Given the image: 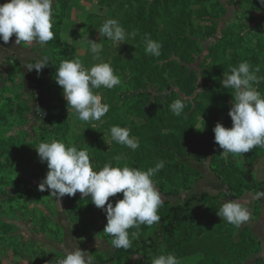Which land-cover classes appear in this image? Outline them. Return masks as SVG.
I'll use <instances>...</instances> for the list:
<instances>
[{
  "label": "rangeland",
  "instance_id": "rangeland-1",
  "mask_svg": "<svg viewBox=\"0 0 264 264\" xmlns=\"http://www.w3.org/2000/svg\"><path fill=\"white\" fill-rule=\"evenodd\" d=\"M76 1H72L69 7L73 5L76 8L83 7L85 13L82 16L85 17L86 23L88 16L91 14L111 16L114 12L113 8L100 6L97 1L80 0V4H76L78 2ZM54 3L55 6L53 8L58 5L57 0H54ZM194 8H197V6ZM199 9V17H193V21H195L196 26H201L203 29L197 28L194 32L191 31L189 33L192 36L191 38L197 43L198 51H200L193 54V61L185 62L179 55L169 57L168 52L165 60L160 58L161 61L155 62L158 70L156 72L152 70L147 74L133 73L129 69L131 64L124 62L122 66H125L124 69L126 68L128 73L116 74L121 80V84L116 87L119 88L122 94V98L117 102L119 118H121V125L119 126L130 129V135L138 141L139 137L142 138L145 130L151 129V135H153L151 147L147 148V144L143 145L144 149L138 151V154L132 158L122 153L120 156L123 159L120 162L114 160L112 156L103 158L100 161L91 158L90 160L93 161V167L96 170L103 168L106 163H111L114 167L127 165L147 170L150 167H154L158 161H164V168L152 178L164 201L159 213H162L168 205L178 204L191 194L198 196L203 192H209L213 195L220 192L230 194L232 200H238L243 205H246L251 214L249 221L239 228L235 227L233 237L236 239L241 237V235L248 236V233H251L261 243L259 253L246 259L245 264H253L259 257L264 260V198L255 199V191L250 189H245L238 193H228L226 180H235L237 175L244 174L247 176L245 179L251 184L255 181L264 184V147L259 150L258 158L252 165L248 163L247 154L249 153L240 156L229 154L227 167L225 165L218 166L219 172H222L223 176L216 175L212 169L214 165L212 167L210 165L212 145H206V147L202 148L203 144L201 142L199 144H196L195 140L193 142V133L190 132L188 134L191 131L188 125L191 123L193 115H190L193 110V104H186L182 115L178 116L180 118L178 125L182 127L180 133L175 134V130L165 129L163 130L164 134H175V137L167 135L164 140H161L158 136L160 132L157 129H159L158 126L161 124V115L158 114L157 110L162 106L163 109H166L169 99L175 100L178 97L185 100L193 99L202 92L203 81L205 80L203 73L209 66L208 55L210 47L221 41L226 31L229 34L236 32L242 37L240 42L234 39L231 48L239 46L241 51L249 55L255 54L260 50L258 43H260V39L264 38V7L260 10L248 4H241L240 0H204ZM211 20L212 23L210 22ZM88 25L85 30L73 33L68 31V34L66 33L65 35V41L69 46L78 45L76 56L78 55L81 60H84L86 56L93 57L90 51V41L94 40L103 46L99 54L100 58L103 61L106 58L110 61L113 58L112 55L115 54L112 53L114 49L112 47L106 49V37H101L97 29L91 26L88 27ZM213 28H216V30L214 31ZM180 34L179 30L171 33L166 39V45L169 46L174 41L176 42ZM124 44L125 42L120 45H114L118 47ZM37 48L36 52L39 57L46 55L49 49L44 45H40ZM65 48L71 58L70 50L67 46ZM231 51L233 49L228 50V52ZM106 52H110V54L107 53L109 55L105 56ZM154 60H157V57L154 59L148 58L147 65L153 68L151 63ZM16 61V59L11 61L10 68L0 72V105L6 96L11 98L20 89L23 91V88L19 86L21 81L23 83L22 74L15 72L13 69ZM165 62L168 63V68L166 69L165 67V69L160 70ZM180 65H183L184 68H180ZM161 78L165 80L161 81ZM208 78L217 79V75L209 71ZM48 83V87L55 86L54 81L48 80ZM132 85L137 86V89L139 88V90L135 89L136 94L130 88ZM8 88L10 89L9 91H4ZM32 90L33 85L31 92ZM158 92H161V97H158ZM157 98L160 99L157 100ZM199 100L202 101L201 99ZM15 102L17 105L22 104L17 98H15ZM149 109H152L151 115L148 113ZM66 110L67 113H64L66 117L60 119L63 113H60L55 107L50 108V119L45 123V127L43 126L44 123L41 124L42 120L37 117L34 108L33 110L23 111L21 114L14 113V116L8 120L11 126H9L10 132L4 135L1 134L2 138L9 137L10 143L8 146L11 149L5 155L1 152L0 158L4 160L5 157H9L8 159L12 162L9 164L10 168L7 171L4 173L0 172L1 221L13 225L14 220L20 218L25 225L23 227L24 231H28L31 236L18 234V229L14 230V239L8 240L9 250L3 254V259L8 264H14L15 261L19 264H56L59 259L63 258L55 254L54 249L51 246L49 247L47 243H42L43 239L44 241L49 239L60 241L62 239L63 226L59 223L58 217L60 210H65L69 214L75 228L77 242L92 251V253L95 250L98 251L97 261L111 258L115 253L116 249L111 244V237L103 232L107 224L106 212L97 208L91 202L90 196L82 198L81 193L77 192L75 197L65 196L56 200L49 190L43 192L38 190V185L46 176L48 167L46 162L41 163L35 146L40 142L58 140V136H60L65 140L66 145H75L78 149L87 150L84 147L86 142L80 141L79 136L91 122L79 120L74 110L70 113L68 107ZM66 119H68L70 125L69 130L63 129V125H60ZM228 119L229 116L226 113H221L219 122L224 124ZM196 126L198 128L201 127V123L198 122ZM59 128L60 132L58 131ZM105 141H110L111 143L110 145L106 142L104 143L102 148L104 155L112 154L111 152L123 146L119 144L115 149L113 141L110 139ZM88 153L90 154V151ZM202 153L208 155L206 160L198 159L197 156ZM215 167L217 166L215 165ZM2 192H7V194ZM8 194L14 196L10 203L6 202V200H9ZM122 198L123 193H119L114 197H110V202ZM194 204L199 206L200 212L207 207L201 206L197 202H194ZM196 227L187 232L196 233ZM133 230L129 229V232L131 233ZM39 232H43L45 235L39 234ZM160 232V221L152 227L141 225L140 237L133 240L132 245L139 247L143 243L152 244L157 238H161V245H158L156 249L157 254H152L150 260L145 259L143 253L133 255L129 258V261H124L122 264H151V260L160 254L171 253L177 257L175 254L177 242L173 238L163 237ZM39 236L40 240L37 238ZM177 258L181 261V264H197L200 260L197 255ZM102 264H116V262Z\"/></svg>",
  "mask_w": 264,
  "mask_h": 264
},
{
  "label": "trees",
  "instance_id": "trees-1",
  "mask_svg": "<svg viewBox=\"0 0 264 264\" xmlns=\"http://www.w3.org/2000/svg\"><path fill=\"white\" fill-rule=\"evenodd\" d=\"M72 1L74 0H57L58 5L53 8L54 15L52 30L55 34V38L44 45L49 48L47 50V54L42 57L40 56L33 61V64H35L36 62L47 58L49 64L44 67L39 74L34 69L32 78V84L34 86L32 93L28 94L20 89V91L12 95L11 98L10 96L3 98L0 105V153L3 152L4 155L11 148L8 146L10 143L9 137L2 138V135L10 132L8 120L14 116V113L21 114L23 111H29L30 109L33 110L34 108L37 117L42 120L41 124L44 123V127L46 126L45 123H47L50 119L49 111L52 107H55L60 113H63L60 119L66 117L64 113H67V107L63 95V89L60 85H58L55 75L60 63L64 60H69L70 58L69 52L63 44L61 34L66 21L69 5ZM87 1H97L100 6L111 7L114 9L111 16H101L99 14L89 15L87 23L92 28L98 30L107 19L115 18L125 28L126 32L131 33L133 30H137L138 32V35L134 40L129 39L124 45L118 47L106 38V49L112 47L114 49L112 53H115L116 55L113 54V58L110 61L106 58L104 62H110L116 74L128 73V70H126V68L124 69L125 66H122L124 62L131 64L129 69H131L133 73L139 72L140 74H147L152 70L155 72L158 71L155 62L158 60L161 61L160 58L165 60L168 52L169 57L179 55V57L184 59L185 62H191L193 61V54L199 50L197 43L193 38H191L192 36L189 35V33H191V31L194 32L197 28L203 29V27L195 25L193 17H199V7L202 5L204 0ZM240 3L254 6L260 10L264 7L261 0H240ZM195 6H197V8H194ZM210 22L212 23V20ZM177 30H179L181 34L177 37L176 42L174 41L173 44L167 46V37ZM213 30L215 31L216 28H213ZM145 36L162 44L161 55L157 57V60H154V62L151 63L153 64V68L147 65V59H154L156 57L146 53L143 39ZM234 39L238 42L242 41L241 35L236 32L229 34L226 31L222 40L216 42L210 47L208 55L209 66L207 69L205 68L206 70H204L203 73V77L205 78L203 81V90L200 94H197L195 98L185 100V104H193V110L190 113V115H193L191 123L188 125L191 131H189L188 134L192 132L193 142L194 140L196 144L201 142L203 144L202 148L206 147V145H212V154L210 153L212 159L210 165L211 167L214 165V167H212L213 171L216 175L218 174V176L221 177L223 174L222 172H219L218 166L225 165V167H227V163L229 161L225 160L221 154L223 149L219 148V146L215 144V134L213 129L217 122H219L221 113H226L228 115L232 106L231 101L234 99L231 90L224 88L221 84L223 74L224 72L230 71L231 67L238 66L239 63L247 61L250 65H252L253 69L259 66L260 72L257 73V75L264 76V38L259 40L260 43H258V46L260 47V50L252 55L241 51L239 46L231 48V46H233ZM229 49H233V51L228 52ZM32 50L36 51L38 48L32 47ZM107 53L110 54V52H106L105 56L109 55ZM100 61L103 60L101 58L99 61L93 60V57L86 56L82 63L84 67L88 69L93 64L99 63ZM165 67L166 69L168 68V63L166 62L163 66H161L160 70L165 69ZM180 68H184V66L180 65ZM13 69L15 72L22 74L21 77H23L21 63L19 60L16 61V65ZM209 71L215 73L217 75V79L208 78ZM48 80L54 81L55 86L48 87ZM162 80L164 81L165 79L161 78V81ZM19 86L20 88H23L22 81ZM136 87L137 86L134 85L130 87L134 91V94L137 93L136 90H139V88L137 89ZM254 87H256V89L264 95V81H261L259 84H255ZM9 90L10 89L8 88L4 91ZM95 91L102 96V102L108 104L110 109L100 121H93L88 124L86 130H84V132L79 136L80 141L83 143L86 142L84 147L90 151V158L100 161L106 157L122 155V153L132 158L138 154V151L144 149L143 145L147 144V148H150V144L153 142V135H151V129H148L143 132L142 138L139 137V149L133 151L124 145L121 148L116 149L119 144L113 141V147H115L116 151L114 150V152H111L112 154L108 155H104L102 153L105 140H111L110 128L114 125H121L117 102H119L122 98V94L116 86L113 89H106L102 87ZM160 93L161 92H158V97H161ZM15 98L21 101L22 104L17 105ZM133 98L136 99L135 97ZM159 99L160 98H157V100ZM173 101L174 100L169 99V102L166 104V109H163L162 106L157 110L158 114L161 115V124L158 126L159 129H157L160 132L158 136L161 140H164L167 135L175 137V134L180 133L182 130V127L178 125L180 118L175 116L170 110V104ZM148 113L151 115L152 109H149ZM198 122L201 123V127H199L201 130L198 128L196 129V124ZM60 125H63V129H70L68 119ZM224 125L226 127L232 126V119L230 116ZM93 126H95L96 129L92 128ZM191 126L195 128H192ZM165 129H173V131L175 130V134H164L163 130ZM58 131L60 132V128ZM58 140L65 143V140L60 136H58ZM262 148L263 147H256L248 152L249 154H247V159L249 165H252L256 161L258 158V152ZM197 157L199 160H206L208 155L202 153ZM8 158L9 157H5V161L0 158V172L2 173L10 168L9 164L12 162H10ZM215 165L217 167H215ZM246 177L247 176L244 174H239L236 176L235 180H226L227 192L232 194L242 192L245 189L254 190L255 193L264 191L263 183L255 181L251 184L245 179ZM2 193L7 194V192ZM13 197V195L8 194L9 200H6V202L10 203ZM229 200H232L230 194L224 192H220L216 195L210 194L209 192H203L199 196L191 194L178 204L167 203L170 205H168L162 213H159L161 217L160 234L166 238H173L177 242V248L175 250L177 257L197 255L200 257L197 264H245L247 258H251L254 254L259 253L261 243L258 241L257 237L248 233V236L241 235V237L235 239L233 237L235 226L233 227L232 224L222 220V218L217 215L218 208L224 202ZM194 202L207 207L205 210L200 212L199 206H196ZM195 226H197L196 233L187 232L191 231V229ZM14 230V224L9 225L2 222L0 216V264H8V262L3 259V254L9 250L8 240L14 239ZM160 239L161 238H157V240L152 244L143 243L139 247L131 245L128 249H116L111 258L100 261L96 260L94 262L95 264L108 262L122 264L124 261H129L131 256L142 253L145 259L150 260L152 254H157L156 249L158 245H161ZM253 264H264V260L262 257H259Z\"/></svg>",
  "mask_w": 264,
  "mask_h": 264
},
{
  "label": "clouds",
  "instance_id": "clouds-1",
  "mask_svg": "<svg viewBox=\"0 0 264 264\" xmlns=\"http://www.w3.org/2000/svg\"><path fill=\"white\" fill-rule=\"evenodd\" d=\"M53 2L54 0H6L0 4V41L3 45L8 44L14 34L15 45H31L33 42L45 45L53 40ZM261 3L264 4V0ZM98 32L101 37H106L116 45L128 42L129 39L134 40L138 35L137 30L126 32L115 18L107 19ZM143 39L146 53L159 57L162 44L147 36ZM90 44L93 60L99 61L102 44L94 40ZM48 64L49 61L45 58L25 66L28 71L35 69L39 74ZM259 72V66L253 69L252 65L244 61L223 74L221 84L231 90L234 97L228 113L232 126L226 127L217 122L213 131L215 144L223 149L221 154L225 160L229 154L240 156L256 147H264V95L254 87L264 81V76L257 75ZM55 79L63 89L70 113L74 110L76 117L84 122L100 121L109 112L110 106L102 102V96L95 90L102 87L113 89L121 84L110 62L100 61L85 69L79 59L62 61ZM185 106V99L178 98L170 104V110L175 116H181ZM92 128L96 129L95 126ZM110 136L111 141L133 151L139 147V141L130 135V129L126 127L112 126ZM105 142L109 145L111 143ZM35 147L41 163L46 162L48 167L38 190H49L56 200L65 196L75 197L77 192L81 193L82 198L90 196L91 202L106 212L107 224L103 232L111 237V244L115 249L130 248L132 241L140 237L141 225L152 227L159 223V209L164 201L152 178L164 168V161H158L147 170L127 165L114 167L111 163L96 170L88 151L78 149L75 145H66L53 139L50 142H40ZM113 159L120 162L123 157L117 155ZM119 193H123V198L110 202V197ZM254 198H264V191L254 193ZM217 215L239 228L250 220L251 214L248 207L240 201L229 200L218 208ZM129 229L134 230L130 233ZM56 264L95 262L89 252L76 248L67 252ZM151 264H181V261L168 253L156 256Z\"/></svg>",
  "mask_w": 264,
  "mask_h": 264
},
{
  "label": "crops",
  "instance_id": "crops-1",
  "mask_svg": "<svg viewBox=\"0 0 264 264\" xmlns=\"http://www.w3.org/2000/svg\"><path fill=\"white\" fill-rule=\"evenodd\" d=\"M77 1H76L77 2L76 4L81 3L80 0H77ZM5 2H6V0H0V4H3ZM54 6H55V3L53 2V7ZM73 6L69 7V9H68L66 21H65L61 36H62L63 44L68 47V49L70 50V52L72 54V56H71V58H69V60L79 59L82 66L84 67V65L82 63L83 60H81V57H79L78 55L76 56V53H77L76 49L78 48L77 47L78 45L77 46H69L68 43L65 41V35L68 31H71L73 33V32H77V31L85 30V28L88 25L86 23L85 17L82 16L85 13V9L82 6H81L82 8H80V7L76 8L75 6L74 7ZM76 15H79V16L76 17ZM88 27H89V25H88ZM14 41H15V34L11 38L10 42L6 45H3V42L0 41V72L1 71L4 72V69H7V68L9 69L11 61H13L15 59L19 60V62L21 63L22 73H23V77H22L23 78V91L25 93L31 94L32 93L31 87L33 85L32 84V78H33V74H34V69L32 71H28L25 64H27V63L33 64V61L39 57L37 52L32 50V47H39L40 44L33 42L31 45H28V44L15 45ZM76 42H77V40H76ZM65 101H66V99H65ZM66 106L68 107L67 101H66ZM58 217H59V223L63 226L62 239L60 241H53L51 239H49V240L47 239L48 241H44V239H43L42 243H47L49 245V247L51 246L54 249L55 254H57L58 256L63 257V258L67 252L74 250L76 248H81V249L89 252V254L94 258V261H96V258L98 256V251L95 250L92 253V251H89V249L80 245L77 242L76 235H75V228H74L73 223L69 217V214L66 213L65 210H60ZM14 224H15L14 225L15 229H18V232H17L18 234L21 233L24 236L31 237L29 235L30 233L28 231H24L25 229L23 227L25 225L23 224V221L20 218L14 220ZM32 231H34V230L32 229ZM39 234L45 235V233H43V232H39ZM37 238H38V240L41 239L40 236ZM103 249L105 250V248H103ZM16 262L17 261H15L14 264H19L18 262L17 263Z\"/></svg>",
  "mask_w": 264,
  "mask_h": 264
},
{
  "label": "built area",
  "instance_id": "built-area-1",
  "mask_svg": "<svg viewBox=\"0 0 264 264\" xmlns=\"http://www.w3.org/2000/svg\"><path fill=\"white\" fill-rule=\"evenodd\" d=\"M34 86V85H33Z\"/></svg>",
  "mask_w": 264,
  "mask_h": 264
}]
</instances>
